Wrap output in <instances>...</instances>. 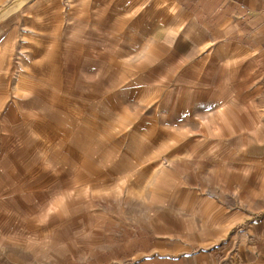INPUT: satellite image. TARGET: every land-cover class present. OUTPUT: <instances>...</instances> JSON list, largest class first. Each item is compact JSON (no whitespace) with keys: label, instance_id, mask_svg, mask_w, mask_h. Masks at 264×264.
<instances>
[{"label":"rangeland","instance_id":"1","mask_svg":"<svg viewBox=\"0 0 264 264\" xmlns=\"http://www.w3.org/2000/svg\"><path fill=\"white\" fill-rule=\"evenodd\" d=\"M174 14L0 0V264H264V58Z\"/></svg>","mask_w":264,"mask_h":264},{"label":"crops","instance_id":"2","mask_svg":"<svg viewBox=\"0 0 264 264\" xmlns=\"http://www.w3.org/2000/svg\"><path fill=\"white\" fill-rule=\"evenodd\" d=\"M179 11L170 17L169 34H175L174 48L189 53L198 42L234 45L254 51L264 58V0H169ZM174 19V21H172ZM166 25V24H164ZM183 43V44H182ZM224 107V106H223ZM158 135V133H156ZM155 134L138 133L136 139L142 149L154 147ZM191 139L189 137L186 138ZM81 140L80 147H85ZM170 140L165 145H173ZM164 158L157 157L152 167L164 166Z\"/></svg>","mask_w":264,"mask_h":264}]
</instances>
